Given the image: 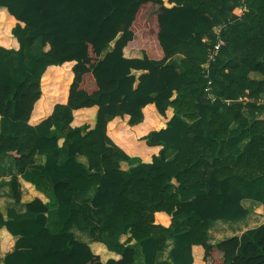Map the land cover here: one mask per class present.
<instances>
[{"label": "trees", "instance_id": "1", "mask_svg": "<svg viewBox=\"0 0 264 264\" xmlns=\"http://www.w3.org/2000/svg\"><path fill=\"white\" fill-rule=\"evenodd\" d=\"M238 6L239 0H0L6 13L0 43L29 58L14 77L0 54V160L10 157L25 180L36 168L50 180L63 224L56 233L48 229V205L38 198L24 214L0 212L4 264H133L130 241L141 247L145 264H154L168 239L173 264H192L194 245L202 246L204 264H264V224L207 243L212 222L248 214L244 199L260 202L264 215V80L249 78L264 76V0H247L249 11L222 32L218 54L207 71L202 67L213 26ZM38 45L43 50L34 53ZM66 63H73L71 71ZM54 82L61 87L55 95ZM207 87L214 100L206 98ZM66 92L65 104L29 123L41 97L37 107ZM238 99L245 104H226ZM118 119L133 142L159 147L127 171L119 161L131 157L107 133ZM112 137L129 140L119 130ZM168 149L176 151L170 161ZM59 150L66 153L61 165L53 158ZM40 154L45 161L36 166ZM10 187L20 205L17 176ZM73 228L91 242L76 239ZM91 243L118 258L103 262Z\"/></svg>", "mask_w": 264, "mask_h": 264}, {"label": "crops", "instance_id": "2", "mask_svg": "<svg viewBox=\"0 0 264 264\" xmlns=\"http://www.w3.org/2000/svg\"><path fill=\"white\" fill-rule=\"evenodd\" d=\"M5 16H6L5 9L0 8V20L1 17L3 18ZM0 27H1V23H0ZM175 58H179L178 60H181L182 56L176 55L174 57V60ZM65 65L69 66L71 71V67L73 66V63H66L63 66ZM50 68H54V67H50ZM249 78L257 81L264 80V76L261 75L259 72H251L249 74ZM50 87H51L50 93H52L53 95L56 94L58 89L59 90L61 89L60 85L57 82H54ZM67 92L65 97L60 99L53 100L51 98H45L43 99L42 107H37L38 103L42 99L41 97V99L34 106L29 123L31 125L38 124L43 119L51 115L55 104L58 103L65 104L67 102V95H68ZM42 96H43V88H42ZM263 99H264V95L260 97L259 102L260 103H262V101L264 102ZM226 104L230 106L239 105V104L244 105L245 101L242 99H238L236 101H230L229 103ZM242 113L245 117L248 118L251 117L248 109L244 106L242 107ZM118 120L109 122L107 133L108 136L113 140V142H115L131 157V160L129 161H125V160L119 161V166L121 170L127 171L129 168L136 166L140 162H147L150 160L151 155L158 153L159 147H148L144 144V142L141 141L133 142L132 139L135 137V135H133V132L130 131V129L123 120H119V121ZM228 124L229 126L234 125L233 118H228ZM114 130H119V133L122 134L124 137L128 135L129 140L124 138L123 141L117 142L112 137V132ZM122 143L126 145L129 144L131 146H134L135 150H138L139 154H135L127 151ZM244 143L245 141L241 144V147L243 146ZM175 155H176L175 150L168 149L165 153V158L167 161H170L174 158ZM53 158L55 159L57 165H61L64 163L66 159V153L62 150H59L54 153ZM76 159L84 167L86 168L88 167V161L86 157L82 155H77ZM44 161H45V157L43 154L37 155L34 160L36 166L43 165ZM25 175L27 176L28 180H25L23 176L17 172L10 157L7 156L0 160V212L3 214V216H6L7 209L14 208L18 213L24 214L26 212L25 204L38 198L43 203L48 205V213H47L48 229L53 233L60 231L63 224L57 218V206L53 201V193H52L50 180L47 177L40 175L37 168L28 169ZM12 176H17L18 183L20 185V193H21L20 205L15 204L14 199L12 198V192L10 187V181ZM94 191L95 189H92L90 191V195H92ZM241 205L248 211V214L245 217L233 221L219 219L211 223V225L207 229V243L209 245H216L217 243L225 239H229L232 237H239L246 230L253 229L264 224L263 207L260 202H257L252 199H244L241 201ZM183 219H185V217L181 216L177 218L175 221L180 222ZM72 232L75 235L76 239H78L79 241L84 243L91 242L86 232L80 231L77 228H73ZM128 237L129 234L124 235L121 237L120 240L123 242ZM129 245L131 246V248H133L135 253L134 254L135 262L133 264H145L143 262V254L139 244L136 243L135 241H130ZM90 246H92L98 252V254L101 255V259L103 262L108 260L110 257L114 259L118 258V256H115L111 252H108L105 246L100 243H91ZM172 246H173V240L168 239L164 250L156 254V259L154 264H173L172 259L170 258V250ZM0 250L2 251L1 248ZM13 250L14 247H11L9 249L10 252H12ZM5 255L6 253H3V255L1 256L2 258L0 264H4ZM191 255H192V264H204L203 262L204 250L202 246L200 245L192 246Z\"/></svg>", "mask_w": 264, "mask_h": 264}, {"label": "built area", "instance_id": "3", "mask_svg": "<svg viewBox=\"0 0 264 264\" xmlns=\"http://www.w3.org/2000/svg\"><path fill=\"white\" fill-rule=\"evenodd\" d=\"M248 11L249 10L247 7V0H239V6L237 9V13L234 16L230 15L223 22L213 26L210 37L211 39L213 38L214 42L212 44H209L207 48V54L205 56V61L202 64L204 71H207L210 62L214 60V58L219 52V46H220V42L222 39V32H224L227 29L228 25L232 24L235 20H239L241 16ZM208 83L210 84V82ZM206 95H207L206 96L207 99L214 100V97L212 96V94H210L209 87L206 88ZM230 101L231 100H226V103H229Z\"/></svg>", "mask_w": 264, "mask_h": 264}, {"label": "rangeland", "instance_id": "4", "mask_svg": "<svg viewBox=\"0 0 264 264\" xmlns=\"http://www.w3.org/2000/svg\"><path fill=\"white\" fill-rule=\"evenodd\" d=\"M17 33H19V32H17ZM9 47H10L9 49H11V47H12L11 44L9 45ZM0 48H1L0 49V54L1 53L4 54V52H5V56L9 60L8 70L12 73V76L19 77L20 75H22L23 72L29 66L28 65L29 64V58H28V55L26 54V52L24 50H22V51L21 50L20 51L9 50L6 46L4 47L3 45H1V43H0ZM40 50L41 51L43 50L42 46H40V45L35 46V48H33V52L34 53H37ZM178 59L179 58H175V62H179ZM0 248H1V246H0ZM2 251H3V253H5L4 250H2Z\"/></svg>", "mask_w": 264, "mask_h": 264}]
</instances>
